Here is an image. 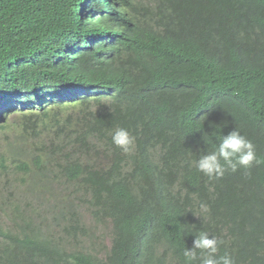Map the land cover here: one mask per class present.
Listing matches in <instances>:
<instances>
[{
	"label": "trees",
	"instance_id": "1",
	"mask_svg": "<svg viewBox=\"0 0 264 264\" xmlns=\"http://www.w3.org/2000/svg\"><path fill=\"white\" fill-rule=\"evenodd\" d=\"M118 2L134 18L106 0H0V85L29 91L30 111L12 158L0 155V178L22 189L0 212V264H185L200 231L223 241L218 256L264 264V163L211 180L195 167L235 128L264 161V0ZM115 128L135 138L130 152ZM105 222L103 246L90 232Z\"/></svg>",
	"mask_w": 264,
	"mask_h": 264
},
{
	"label": "clouds",
	"instance_id": "2",
	"mask_svg": "<svg viewBox=\"0 0 264 264\" xmlns=\"http://www.w3.org/2000/svg\"><path fill=\"white\" fill-rule=\"evenodd\" d=\"M106 2H114L124 14L127 13L134 18V16L130 13V10L126 6H122L118 0ZM25 67L26 65H24V71L26 73ZM57 67L58 64L51 67L49 71ZM16 76V83L20 86L23 77L17 81V79L22 76L19 71H17ZM1 86L2 85H0V113L6 112L9 114L15 110L18 112L28 111V104L22 103L21 100H23V97H27L29 91L23 92L19 88L9 89L7 91L5 85H3V87ZM8 87L12 86L9 85ZM90 94L91 90L82 88L77 94V99L89 96ZM34 96L40 106H46L52 103L50 97L46 93H37ZM71 101L73 100L65 99L58 102L67 103ZM18 106L20 108H17ZM2 119V115H0V121H2ZM112 143L124 152H130L134 147L135 138L127 129L115 128L112 132ZM260 163H264V161L258 158L256 146L251 140L242 135L241 132L235 128L226 136H221L219 138V142L213 146L212 150L201 154L195 161V167L200 173L207 176L211 180L220 179L229 171L235 173L241 168L249 170L254 165H258ZM200 208L203 213H207L209 211L206 204H201ZM222 244L223 241L216 236L210 235L206 231H200L198 234H195L192 248H184L183 250L185 264H193V262L197 260L200 261V264H236L235 258L229 253H225L221 256L217 255Z\"/></svg>",
	"mask_w": 264,
	"mask_h": 264
},
{
	"label": "rangeland",
	"instance_id": "3",
	"mask_svg": "<svg viewBox=\"0 0 264 264\" xmlns=\"http://www.w3.org/2000/svg\"><path fill=\"white\" fill-rule=\"evenodd\" d=\"M106 1H111V0H106ZM32 57H34V55L29 56V60L30 63H26V73L25 75H29L33 72L34 70V66H33V62L31 61ZM18 67H16L14 70L11 71V73H14L16 75L17 71H18ZM23 75L21 77H19V80L22 79ZM3 87V85L1 86ZM26 97H23L22 99H25ZM61 107L64 108H68L67 111H63V113H71L72 110L66 105V104H62ZM30 111L27 112H18V111H13L10 112L9 114L6 112L0 113V115H2V121H0V127H2V129H0V155L5 156L7 159L12 158L13 156V151L14 148L13 146V142L14 139L17 137L18 131H17V126H16V119L18 116L22 115V114H29ZM41 138H34L31 134L26 135V137L30 138L29 143H33V145L36 143H38L39 145H46L47 143V137H44V135H41ZM12 172H9V174H11ZM17 176H10L8 178L9 182H5V180L0 178V212L2 210L7 209L10 206H17L22 204V201L20 200L21 197V187L19 186V182L16 179ZM59 193H61L62 195H69L74 191V188L71 185H67L65 184L63 181H61L60 184V188H59ZM10 198V203L9 205H5L4 203L6 202L7 198ZM75 204L77 205V210L78 213L82 216L81 217V224L85 225V226H89L92 223H94L92 221V219L90 218L89 212L87 211L86 205H84L81 201H75ZM27 208L29 209H34L35 208V204L32 201H29V203L27 204ZM33 221H35L36 223L38 222V218L37 216H34L32 218ZM0 223L5 226L8 227L10 225V216L8 215V213H0ZM12 226V225H11ZM11 226L9 227V229L11 228ZM90 237H101L102 239L100 240L103 243V246H106V244L109 243V238H110V229H109V224L108 222H105L103 225L101 223L98 224L97 228H93V230L90 232ZM88 240V238H81L80 239V243L84 244L86 243Z\"/></svg>",
	"mask_w": 264,
	"mask_h": 264
}]
</instances>
